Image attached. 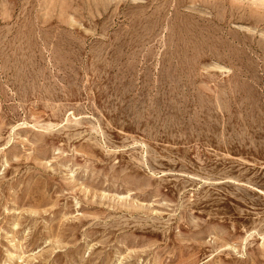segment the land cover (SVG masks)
<instances>
[{
  "label": "rangeland",
  "instance_id": "obj_1",
  "mask_svg": "<svg viewBox=\"0 0 264 264\" xmlns=\"http://www.w3.org/2000/svg\"><path fill=\"white\" fill-rule=\"evenodd\" d=\"M0 264H264V0H0Z\"/></svg>",
  "mask_w": 264,
  "mask_h": 264
}]
</instances>
